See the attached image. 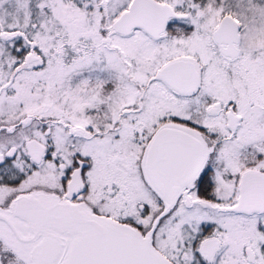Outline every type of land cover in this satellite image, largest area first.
<instances>
[{
  "label": "snow or ice",
  "instance_id": "snow-or-ice-1",
  "mask_svg": "<svg viewBox=\"0 0 264 264\" xmlns=\"http://www.w3.org/2000/svg\"><path fill=\"white\" fill-rule=\"evenodd\" d=\"M0 264H264V0H0Z\"/></svg>",
  "mask_w": 264,
  "mask_h": 264
}]
</instances>
